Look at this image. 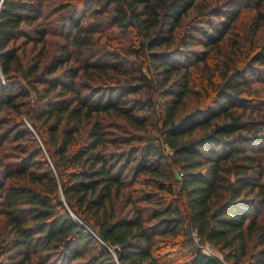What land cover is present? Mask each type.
<instances>
[{"label": "trees", "instance_id": "16d2710c", "mask_svg": "<svg viewBox=\"0 0 264 264\" xmlns=\"http://www.w3.org/2000/svg\"><path fill=\"white\" fill-rule=\"evenodd\" d=\"M44 2L0 1V264H264V0H58L48 60Z\"/></svg>", "mask_w": 264, "mask_h": 264}, {"label": "rangeland", "instance_id": "374dc122", "mask_svg": "<svg viewBox=\"0 0 264 264\" xmlns=\"http://www.w3.org/2000/svg\"><path fill=\"white\" fill-rule=\"evenodd\" d=\"M1 1V0H0ZM58 0H45L44 4H43V14H42V19L41 20V27L42 28H49L51 26H53L55 28V30L52 32V34H48L47 36H45L44 38V48H45V55L46 58L45 60H48L50 58V56L52 55V53L54 52V50L56 49V47H58L60 44H62V39L57 36V27L59 26V19L61 18V13L56 12V10H53V8H55L57 6ZM48 11V12H47ZM249 14L245 13L241 16V18H246ZM60 17V18H59ZM246 20L242 19L240 21V23L238 24L240 26V29L242 30L243 27H245L246 25ZM239 33V32H237ZM231 40H229V43H232V36L230 38ZM264 40V27L261 28V30L258 31L257 35H256V41L257 43L261 42ZM124 44V43H123ZM16 45L19 48V57L21 58V61L23 62V64L26 66L27 63H29V61L34 57V55L40 50H42V47L40 44L38 45H32L31 43H25V41L23 42V40H18L16 42ZM249 44H243L242 47V51L245 53V51L247 52L246 55L249 53V51L255 48V46H251L248 47ZM226 48V43L223 47V49ZM231 59L236 58V55L232 57V54L230 56ZM210 61L216 63V65L219 67V60L213 55H210ZM235 65V64H234ZM200 77H202L201 72L199 70H197L195 72V78L197 80V83H200ZM4 148H8L6 146V144L4 145ZM262 162L264 165V153L262 155ZM200 249L202 251H204L207 254L213 255L218 257L219 259L223 260L224 257V253L218 249V247L208 243V242H203L201 243ZM182 259H187V255H183ZM229 262L224 261V264H228ZM31 264H35L34 259L32 260Z\"/></svg>", "mask_w": 264, "mask_h": 264}, {"label": "built area", "instance_id": "2783aa9c", "mask_svg": "<svg viewBox=\"0 0 264 264\" xmlns=\"http://www.w3.org/2000/svg\"><path fill=\"white\" fill-rule=\"evenodd\" d=\"M192 234H193L195 245L200 248L202 241L200 240L199 236L195 232H193Z\"/></svg>", "mask_w": 264, "mask_h": 264}]
</instances>
